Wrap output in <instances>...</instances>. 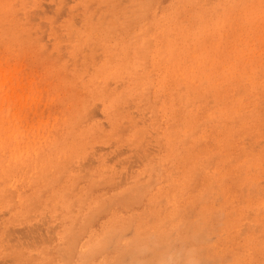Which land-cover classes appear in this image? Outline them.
Listing matches in <instances>:
<instances>
[{"label": "rangeland", "instance_id": "rangeland-1", "mask_svg": "<svg viewBox=\"0 0 264 264\" xmlns=\"http://www.w3.org/2000/svg\"><path fill=\"white\" fill-rule=\"evenodd\" d=\"M251 146L264 170V0H0V229L51 237L27 255L0 230V264L53 257L86 173L104 186L88 202L149 184L134 213L152 223L149 199L167 205L200 154L205 168L185 177L194 202L183 240L179 221L163 238L143 228L158 241L148 264H233L235 254L264 264V221L257 240L245 228L264 214V194L239 196L231 180L228 197L219 188L225 170L253 160ZM107 202L100 232L118 215ZM137 226L113 233L111 248Z\"/></svg>", "mask_w": 264, "mask_h": 264}, {"label": "bare ground", "instance_id": "bare-ground-1", "mask_svg": "<svg viewBox=\"0 0 264 264\" xmlns=\"http://www.w3.org/2000/svg\"><path fill=\"white\" fill-rule=\"evenodd\" d=\"M126 29L129 32L131 30V25H127ZM254 148L255 146L254 147L251 146L249 147L248 151H250L253 154L255 159L251 158L253 160L243 162L241 164L236 165L231 170L224 171V174L222 177L223 180L220 181L221 184L219 185V188L222 191H224V194L226 197L230 195L229 194L230 187L228 186V184H230L229 180L233 182L232 186L234 187V189L236 190L239 196L242 195L244 197H248L252 199L253 197L257 195L264 194V187H262L260 183V179H262L263 177L262 172L264 170L261 164L259 163V160H258L259 155L253 152ZM204 150L208 154L211 153V149L209 147H207ZM248 151H245L242 154L243 155L245 154V156L247 157L248 155H250ZM186 152H188L185 154L186 157H189L192 154V150L187 149ZM202 161H203L202 155L200 154L199 159L198 160L196 159L195 165L197 166L194 165V168L192 171H189L182 179H179L178 181L179 184L177 183L176 185L178 186L177 189H174L173 194L170 193V197L168 198V204L171 205V209H167L168 204L162 205V202L159 200V196L157 195L152 196L151 199H149L148 203L152 204L149 211L151 215L154 217V221L152 223H148V220L146 218L136 217L134 213V210L138 208V206L141 205V201L144 198V195L149 188V184L144 185L139 182L138 183L134 182V183L129 184L128 182H126L128 178L124 177V179L122 180L123 181L125 180V182L129 184L128 186L124 188V190H120L117 194L108 196L105 199H104V196H107V194L103 193L102 194L103 197L101 198L95 197L88 202L87 200L83 198V196L92 197V193H94L97 190H102L104 186H102L101 183H98L96 180L92 178L93 174L90 173L87 175L86 173L82 177L81 181L90 182V184H88L85 188L82 189V192H81L82 195H80L79 200L77 201L78 203L77 205H80V206H77L76 212H73L71 210L72 206H67L69 211L68 213L65 214V217H64L65 222L62 220L63 224L65 223L64 231H63L64 233L63 242L64 243L61 245H57L55 247V253L53 257L48 260L47 259L43 260L42 264H70V263L72 264L73 261L75 260L78 261V264H96V261L100 257L104 256V254L106 255L104 256L106 260L105 264H131V263L148 264V262H150L149 259L152 260L153 254L155 252L154 247L157 245L158 241L152 239L151 237H147V241H145L142 239V236H139V235H142L141 233L144 232L143 231L144 229H146V231L149 230V232L151 233L153 232L156 235H158V237L163 238V235L166 234L170 228L172 229L174 227L173 225H175L176 221H179L180 223L178 224V226L180 228H183V230L180 236L178 237V239L183 240V237H184L183 234L186 232L190 224L188 223V219L190 218L189 217L190 211L188 210V208H189V205H192L186 202H190L191 198H193L191 197V195L189 196V194H187L188 192H190V188L186 186L188 185L189 181H187L185 177H191L189 173L194 172L196 169L198 171L203 170L205 167L203 165L204 162ZM243 166L246 167V169ZM242 172H245V173L247 172L248 175L246 174V177H242ZM242 178L245 180H248L247 182L248 189L246 190H242L241 188H239L240 181L246 182V181L240 180ZM122 180H120V182H122ZM224 182H226V184H224ZM105 184H106L105 188L108 187L107 188L108 190H110L111 188L112 190L116 191V187H118V183L117 181H115V179H111L109 182H106ZM210 188L211 187L209 185L207 189H210ZM107 200L109 201L107 202ZM104 202L112 203V206L113 205L115 206V208L112 211L117 210L118 215L114 216L113 219H111L108 222L109 225L106 228L101 229V232H100V230H95L94 228V223L97 222V219H96L97 216L95 217V214L97 213V211L99 210V208ZM191 202L193 203L194 201L192 200ZM85 204H87L88 210H86L85 208L79 209V207ZM260 206L261 205H259L258 207L259 210H261ZM261 207L264 208V205H262ZM131 218H134V219H131ZM262 220L264 221V214L260 218H256L254 226L252 225L251 227H249L250 224H248L247 227H245L246 229H248L247 232H250L253 230V233H248L250 240H257L261 237V236L260 237L258 236L257 231H260V228H262V226L261 224L257 222L262 221ZM229 222L232 223V221H229ZM133 223L135 225H138L137 228H135L136 236L133 237L130 242L128 240V241H124V242H120L116 244V246H119V249H116V246H114L115 249H113L114 247L111 248L113 245L110 244V241H111V236L113 235V233ZM243 226H244L243 223L239 224V227L237 228V229H240L238 230L239 232L243 229ZM89 227L92 230L91 232L88 233L90 229ZM2 229H3V235H5V237H3L2 240L3 241L5 240L6 245L10 247L9 249H12L14 251L17 249V248L14 249V243L12 244L10 243L14 240L16 242V246L27 249L26 251H20L19 249L17 250H19L20 253L27 254V255L30 254V252H28V249L30 250L29 248L30 246L36 245L37 243H40V242H45L50 237L49 235H47L49 234L48 230H47V233H45V235L44 233L41 234L40 233L41 231L34 232V230L33 231L31 230V232L27 231L28 234L26 235L24 234L25 236H22V234H20L21 236H16L15 238L14 236L16 235L17 230H12L11 228L8 229V226H4ZM41 229L42 228H40V230ZM227 229L228 231L231 230L229 233L227 232V237L228 235L229 236L233 235L234 228L232 227L231 224H229ZM238 234L239 233H237V235ZM85 236L87 237V240L83 242L81 252H80L78 251V247H79L78 243L81 244L82 242H80V239L82 238L83 240ZM12 238H15V239H12ZM261 246H264V245H261ZM258 248H259V245H258ZM261 249L262 248L260 247V250ZM132 252H134L133 258H130L132 256ZM7 257L8 258H6V261L7 259L9 260L10 256H7ZM240 257H241L240 255L235 254L234 258L236 262H234L233 264H243V261L242 259H240ZM181 258L192 259V254L190 251L186 250L182 253ZM187 261L189 264L193 262L191 260H187ZM159 262H161V259H159ZM255 263L263 264L260 261H256V259L254 260V262H252V264H255ZM11 264H39V261L38 263H36V260L31 259L30 261L27 260L25 261V263H22L20 258H17V259L15 258L13 259Z\"/></svg>", "mask_w": 264, "mask_h": 264}]
</instances>
